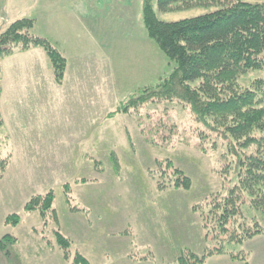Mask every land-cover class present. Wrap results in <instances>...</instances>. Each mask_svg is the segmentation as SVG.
<instances>
[{
	"label": "rangeland",
	"instance_id": "374dc122",
	"mask_svg": "<svg viewBox=\"0 0 264 264\" xmlns=\"http://www.w3.org/2000/svg\"><path fill=\"white\" fill-rule=\"evenodd\" d=\"M149 4L163 22L218 10L161 12L158 0H8L2 9V32L34 20L31 35L46 38L67 68L60 86L41 48L32 49L41 51L38 66L18 48L2 60L0 142L9 166L0 179V264H72L76 254L89 264H179L187 252L203 255L228 238L207 235L204 209L237 181L235 157L228 139H200L189 105L153 98L177 64L149 33ZM37 77L41 83L17 84ZM23 88L27 96L18 95ZM181 171L188 189L175 187ZM50 191L54 211L26 212L35 195ZM244 199V216L228 233L239 223L264 227L263 213ZM11 215L17 225L8 224ZM56 232L70 241L67 250Z\"/></svg>",
	"mask_w": 264,
	"mask_h": 264
},
{
	"label": "trees",
	"instance_id": "16d2710c",
	"mask_svg": "<svg viewBox=\"0 0 264 264\" xmlns=\"http://www.w3.org/2000/svg\"><path fill=\"white\" fill-rule=\"evenodd\" d=\"M158 5L161 12L199 6L218 7L209 14L163 22L149 4L146 18L149 33L168 58L177 64L171 76L154 91L153 98L159 94L162 98H177L189 105L194 130L200 132V139L211 136L228 139L237 172V181L228 188L226 195L209 201L206 205L209 209H204L207 235L215 234L218 238L227 235L228 238L220 240L219 248H212L203 255L187 252L179 258V264H205L209 257L218 254L247 261L244 250L221 247L227 242L243 245L264 235V227L254 221L239 223L238 228L231 231L235 235L228 233L235 218L244 216L241 208L246 202L244 197L249 198L252 209L264 215V76L242 83L251 73H264V0H158ZM33 28L34 20L23 18L0 34V72L2 60L13 55L17 48L20 52L41 48L54 67L57 82L62 83L67 59L46 38L32 36ZM1 95L0 86V99ZM144 101L148 102V99L144 98ZM2 125L0 106V127ZM8 166L9 157L2 154L0 142V179ZM177 174L175 187L190 188L191 179L183 172ZM158 182L160 186L161 182ZM54 198L52 191L46 196L35 195L25 210H39L46 216L49 211H54ZM7 222L17 225L19 216L11 215ZM10 238L13 237L6 236L5 240ZM56 238L62 250L70 247V241L60 232H56ZM64 258L69 259L66 253ZM72 264L89 262L76 254Z\"/></svg>",
	"mask_w": 264,
	"mask_h": 264
},
{
	"label": "crops",
	"instance_id": "0c3cea01",
	"mask_svg": "<svg viewBox=\"0 0 264 264\" xmlns=\"http://www.w3.org/2000/svg\"><path fill=\"white\" fill-rule=\"evenodd\" d=\"M7 3H8V0H0V32H2L5 29V25L1 27V23L4 22L2 18V13H3L2 9L4 11ZM39 52L41 51L40 50H30L25 53H22L21 55L26 54L29 57L34 58L35 60L34 65L38 66L37 59L35 57L40 55ZM21 69L20 71L22 72ZM50 80L53 84L56 83L54 79V75L50 77ZM41 81H42V78L40 77H37L35 80H29V79L24 78V79H20L19 81H17V84L18 86H21L22 88L23 86L28 87L29 85H33V82L41 83ZM63 85L62 83L60 84V86H63ZM20 91L22 93H18L19 96H27L29 94V90H27L26 88H23ZM241 250H244L246 252L247 261H241L238 259H234L230 255H226V254H218V255H213L209 257L205 264H264V235H260V236H257L253 239L246 241L243 244V247L241 248Z\"/></svg>",
	"mask_w": 264,
	"mask_h": 264
}]
</instances>
